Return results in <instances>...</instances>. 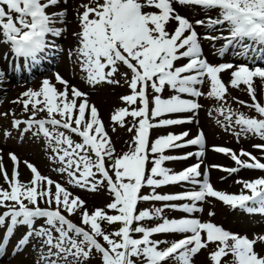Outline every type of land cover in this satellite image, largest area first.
I'll return each instance as SVG.
<instances>
[{"label": "snow or ice", "instance_id": "obj_1", "mask_svg": "<svg viewBox=\"0 0 264 264\" xmlns=\"http://www.w3.org/2000/svg\"><path fill=\"white\" fill-rule=\"evenodd\" d=\"M67 4L68 0H0V46H10L18 59L38 63L47 50L57 47L49 37L62 35V27L57 25L67 23ZM79 7L83 8L76 12L79 31L73 34L77 47L68 55L75 56L74 63L92 90L103 85L127 86L129 93L119 98L125 106L110 114V123L113 132L117 127L126 128L133 136L127 151L117 154L89 93L59 73L55 81L62 88L44 79L38 89L29 88L13 100L27 118L0 113L4 119L12 117L9 129L0 128V138L40 141L51 153L48 158L55 165L51 171L64 182L42 174L14 151L7 153L12 163L9 175L0 148V176L7 185H0V208L4 209L0 227L10 221L0 243V257L14 229L25 226L27 231L16 245L19 251L13 255L23 254L32 240H38L41 250L33 264H195L194 258L202 251L208 252L209 264H264V235L249 239L194 215L203 212L198 204L214 202L232 210L264 214V176L238 181L240 194L221 192L210 183L207 169L201 172L206 149L202 130L191 139L187 131L151 139L152 129L193 123L203 107L199 98L206 97L219 105L208 115L224 131L238 141L241 137L262 141L252 145L260 151L259 158L244 149L237 154L213 146L212 151L235 164L221 170L229 174L244 169L264 172V104L254 87L257 78L264 86V68L209 63L202 39L215 41L218 37L196 30L226 29L229 35L219 37L227 41L224 48L237 46L241 55L259 52L264 60V0H88ZM180 9L202 11L207 19L190 20ZM212 12L215 17L208 15ZM223 73L230 76L228 84ZM3 79L0 73V81ZM205 84L207 92L201 87ZM229 87L247 93L251 103H237L254 115L227 105ZM213 111L216 117H212ZM171 116L177 118H166ZM191 146L200 150L181 157L165 155L168 150ZM193 155L199 162L183 171L164 167L166 161L187 160ZM21 164L30 172L27 182L20 179ZM183 183L198 190L168 195L156 192ZM70 187L89 193L106 189L110 202L89 211L87 202ZM144 187L152 193L143 195ZM149 201L163 202V207L139 208L141 202ZM165 210L182 215L168 218ZM215 215L214 210L208 212L209 217ZM72 217H78L79 224ZM38 220L43 224L36 228ZM154 220L158 221L155 226H147ZM159 236L165 238H155Z\"/></svg>", "mask_w": 264, "mask_h": 264}, {"label": "rangeland", "instance_id": "obj_2", "mask_svg": "<svg viewBox=\"0 0 264 264\" xmlns=\"http://www.w3.org/2000/svg\"><path fill=\"white\" fill-rule=\"evenodd\" d=\"M71 3H72V11H71L70 4L66 5V8H68L67 9L66 20L67 19H71V20L77 19V16H76L77 10H79L80 12H83V8H80L79 5L82 4V3H88V0H72ZM62 7H65V6L62 5ZM215 15H216V13L213 12L212 16L215 17ZM61 27H62V35L61 36H63V35H66L67 36V34H68V32H67L68 31V27L65 24L64 25H61ZM207 34L208 35H213L214 34L213 36H217L219 38V37H222V35H228V32H227L226 29L225 30H221V29L218 28L215 32H208ZM220 39H221V42L217 45L218 46V50L223 49L224 48V45L226 44L225 40H222V38H220ZM222 41H223V43H222ZM59 42H61V39H60ZM60 47H62V46H60ZM234 52L235 53H238V51L236 49H234ZM68 53H69V51L65 50V52H64V54L62 56H65V58L67 60H70L71 59L73 61L74 58L69 57L67 55ZM248 55L251 56L253 54H252V52H250V53H248ZM4 58H3L4 60H2L0 62V65L3 64V66L4 65L7 66L8 60H7L6 57H4ZM222 61H224V59H222L221 62ZM57 63L58 62H55L54 64H57ZM229 63H232L234 65H237V64L239 65L240 64L239 62H237L235 60H232V62H229ZM53 72L54 73L59 72L60 75H62L66 79L68 78L62 72L60 73L59 67H56V69H55V67L52 68V70L49 72L50 74L48 73V75L51 76L53 74ZM226 76L229 77V74L227 73ZM117 78L119 79V77H117ZM69 82H70V84H74L75 86H77L78 88H80L81 91H84L83 86H82V84L80 82L79 83L78 82H75L76 84L74 82L70 81V80H69ZM121 83L123 85V81ZM106 86H108V85H106ZM113 87L114 88H124V90H120V91L117 92V94H119L118 95L119 98H120V96L127 94L126 91L128 90V88H127L126 85H124V86H113ZM242 87H244V86H242ZM254 87L256 88L257 99L262 104H264V86H262L261 81L258 78L254 82ZM99 89H100V87H98L96 89V91L99 90ZM237 90H239V89H237ZM237 90H236V94L235 95H231L232 97L227 96L226 99H227V101L229 103H231L230 107L234 111L242 112V109H248V108H246L244 106H241L240 104L236 103V101H245L247 103H251V99H250V97L247 95V93L245 91H241V90L237 91ZM15 95H16V91H15ZM16 97H19V96L16 95ZM247 98H249V99H247ZM200 99L201 98H199V102L203 105V107L199 110V113H198V116H197V119L199 120V124H200L199 127H201V130L203 132H206L205 131V128H204V126H205L204 121H205L214 130H216V134H212L211 138L207 140L208 146L209 145H213V146H222L223 145L224 147H228V148L234 150L235 152H237V154L240 151V149H243L244 148L245 151L251 152L254 156H255V154H257L256 156H258V158H259V155L261 156L259 150L254 149L252 147V145L253 144H256V143H261L262 141H260L258 138H254V137H249V138L241 137L239 139V141H238L237 138H235L236 136L233 135L231 132L223 131L224 129L217 125V123L215 122V119L214 118H209L208 117L209 116L208 115V112L209 111L213 110L216 107H219V105L217 104V102L211 101V100L207 99L206 97H204V99H202V100H200ZM237 106H238V108H237ZM10 112L11 113L14 112L16 115H19L16 118H19V119H22V120L27 118L26 115L23 113L22 107L20 105L14 104V107L11 109ZM112 112H110L109 114H107L106 115V118H105V116H102V115L101 116H102V118L104 117L103 118V121L108 122V124L106 125V127H107V130H108V134L111 137V140H112V142H113V144L115 146L116 153L117 154H121L124 151H127V149H128V142L131 141L132 136H133V133L128 132L126 128H120V127H117L116 131L113 132L112 131V126H111V123H110V114ZM244 114L245 115H254V113L251 114L249 112L248 113H244ZM216 115L217 114L213 111L212 112V117H214V116L216 117ZM37 118H39V116ZM11 119H12V117H9L7 119V121H6V123H7L6 126L8 127V129L10 128V120ZM220 119H223V117H220ZM213 124H214L215 127L213 126ZM3 128H5V127H3ZM189 129H190V131L191 130L193 131V125L190 126ZM177 130L179 131L180 129H176L174 131H177ZM16 135L17 134L15 133V131H13V136L15 137ZM13 139L15 140L16 138H13ZM31 141H32V138L30 137L27 140H24V142H23V144H25V149L27 150V152H25L24 150H18L17 151L12 146H9L7 148H4L3 145H1V144H0V148L3 149V153L5 155L9 151H14L20 157V159L22 158L24 160H28L31 163L35 164L37 166V168L39 169V171L42 174H44L46 176H51V178L53 180H57V181L63 183L64 181L61 179V177L57 173L51 171V169L55 165H53L52 162L48 158L51 155L50 151L46 148V146H42L40 141H37L36 143H32ZM2 144H5V143H2ZM217 159H218V156L217 157L216 156H212V158L209 157V156H207L206 159H205V161H203V163L204 162L205 163L202 164L201 167L207 166V168H208V165L211 166V165L214 164V162L215 163L220 162ZM262 161H264V160L262 159L261 162ZM196 162H199V160H196ZM168 163H172V162H168ZM189 163H191V161H183L178 166H176V164H175V168L171 169V171H173V172L183 171L187 167L186 165L189 164ZM149 165H150V163H149ZM23 171H25V170L23 169ZM241 171H244L246 174H248V176L251 177L250 180H252V179L254 180L256 178H260L261 176H264V172H261V171H258V170H251V172H250V170L244 169V170H241ZM213 173H215V172H213ZM213 173H212V175H213ZM27 176L28 175L26 174V177ZM27 178H29L28 180H30V177L29 176ZM235 179H236V177L235 178H230L231 182L234 181V186L233 187H230V188H227V189H223V190L217 188L218 191H221V192L224 191L225 193H228V194H240L241 191H242V184L241 185L237 184L235 182ZM0 180H2V177L1 176H0ZM27 181H25V182H27ZM6 187H7V185H6ZM69 190L72 191V192H74L75 195L80 196L81 198H83L87 202V207H88L89 211H91L93 208H103L107 203L110 202V196L107 193V190L106 189H102L98 193H89V192H86V191H83V190L74 189V188H71V187L69 188ZM170 190L173 192V194H175V192H176L175 191V188H170ZM170 190L165 189V190H162V191H159V192L160 193L167 194V192L168 193L171 192ZM186 190L187 191H191L190 184H187L186 187L183 188V190L182 189L177 190V192H179V193L184 192V191L186 192ZM151 192H152V189H151ZM245 194H247V193H245ZM143 195H148V194L143 193ZM95 198H97V199H95ZM94 200H96L95 203H94ZM182 203H188V202L187 201H184ZM41 206L43 207V205H41ZM158 206H163V205H159L158 203L156 204V202H152V201H149V202H141L139 204V208L140 209H151L153 207H158ZM198 206L203 208V212H200V214L199 213H196L194 215L196 217H198V218L201 217L200 218L201 220H209V219H211L212 222H214L215 224L223 227L225 230H227L229 232H232V233H237V234H239L241 236H247L249 239H253V238L257 237V236L264 235V214L247 213V212L241 211L239 209H237V211L231 210V208H229L227 206H224L220 202H214L213 205H209L207 203L206 204L205 203L204 204H198ZM210 210H214L215 211L216 215L214 217H209L208 216V212ZM0 212H2V208H0ZM221 212L226 213L227 215H229L231 218H234V219H232L231 222L229 220H223L220 217V215H219ZM175 214L177 215V218H180L181 215H182L179 212L173 211V215H175ZM244 215H246V216H244ZM71 219H73V222H75L77 224L80 222L78 217H72ZM237 220H243V222L241 221L242 222L241 223L242 225H240V224L234 225V223H236ZM250 222L251 223H258V226L259 227L255 226V228H252L251 230H249L248 228H246V227L243 226V225H246V224H248ZM156 223H157V221L154 220L153 223L150 222L147 226H155ZM42 224H43V221L42 220H38L36 222L35 227L36 228H39ZM26 231H27V228L25 227V229L23 231H21L22 233H20L18 235L12 234V237L15 236L12 239V241H15L18 237L19 238H22L23 235L26 233ZM172 238H170V239H172ZM32 241H34V247L30 243L27 246L28 251L26 250V251L23 252V254H16L15 255V257L16 258L18 257V259L15 260L14 262H17V264H33V259L36 258L39 255V252H40L41 249L38 247V244H39V241L38 240H32ZM210 250H212L211 247H210ZM257 251H260V248L259 247H257ZM31 253H32V255L35 254V256L28 257ZM261 254L264 255V252H261ZM207 256H208V252L202 251L200 254H198L194 258L195 259V264H209V261L207 259ZM229 259H230V257H229ZM222 264H223V262H222Z\"/></svg>", "mask_w": 264, "mask_h": 264}, {"label": "bare ground", "instance_id": "obj_3", "mask_svg": "<svg viewBox=\"0 0 264 264\" xmlns=\"http://www.w3.org/2000/svg\"><path fill=\"white\" fill-rule=\"evenodd\" d=\"M68 9V8H67ZM180 14L181 15H184V16H187L190 20H193L194 19H201V18H205V14L204 12L202 11H199V10H185V9H180ZM72 17V16H71ZM75 17V16H74ZM197 17V18H196ZM67 27H68V34L67 36H62L61 37V41H62V47L63 49L67 50V51H74V47L77 46V38L73 35L75 32L79 31V26H78V20L77 19H67V23H66ZM200 28L202 27H197V32L198 33H201L203 34L204 32L202 30H199ZM64 30V29H63ZM209 30V29H207ZM216 31V30H215ZM214 31V32H215ZM64 32V31H63ZM218 32V31H217ZM227 34V33H226ZM229 34V33H228ZM214 35V34H213ZM223 40V39H222ZM226 41V40H225ZM223 43V41H222ZM222 45V44H221ZM61 46V45H60ZM202 47H203V53L204 55H206L208 57V62L211 63V64H217L219 63V60L220 59H226L228 60L227 57L229 58H232L230 56H227L225 54H220V53H214L211 48H210V43L206 42V40H203L202 39ZM215 49V48H214ZM5 52V48L3 46H0V62L2 61L3 59V53ZM68 55V54H67ZM69 56V55H68ZM71 58H74V60L72 61L71 59L70 60H67L65 58V56H60L59 59L61 60L60 63L58 64V67H59V71L60 73L62 72L64 75H66L68 78L67 80H70L72 82H80L83 86V89H84V92H87L89 93V97H90V102L95 104L96 107L99 109L100 111V114L102 116H105L106 118V115L109 114L110 112L114 111L116 108H120L122 107V104L121 102L119 101V97L117 94L118 91L120 90H124V88H114L113 86H99L100 89L99 90H92L85 82L84 80V73H82L80 71V68H79V65L78 64H75L74 61H75V56H72ZM5 59V58H4ZM3 59V60H4ZM69 59V58H68ZM246 61L248 63H251V60L250 59H246ZM238 65V64H237ZM260 67L264 68V63H261L260 64ZM51 70V69H50ZM47 72H45L44 74H46ZM52 73V72H51ZM54 73V72H53ZM58 73V72H57ZM50 74V73H49ZM227 73H223V81L225 82V84L229 82V80H227V76H226ZM62 76V75H61ZM44 79H49L50 81H52V83L56 84V81H55V76H53V78H50V76L44 78ZM13 81L11 77H9L7 74L4 76V79L3 81H0V85L4 86V88L0 89V97L1 96H4L3 97V100H5L7 97H10V101H9V104L12 105V101L15 99L16 95L17 96H20V94L22 92H24L25 90L31 88V89H38L41 85V82H42V79H36L34 78L30 83H26V84H19V85H16L14 87H12V85L8 82V81ZM76 84V83H75ZM71 85H74V84H71ZM56 86L58 88H62L61 85H57ZM75 86V85H74ZM242 87V86H241ZM10 88H13V91H11ZM229 95L230 97H232L231 95H235L236 94V90L237 89H232L231 87H229ZM11 91V92H10ZM15 91H16V95H15ZM96 91V92H95ZM207 91H208V87H207ZM239 91V90H237ZM244 93V92H243ZM165 94H168L167 92ZM234 98V97H233ZM2 99V98H1ZM204 99V97H203ZM249 99V98H247ZM234 100V99H233ZM211 101H214V100H211ZM236 101V100H235ZM248 101V100H247ZM250 101V100H249ZM208 102V101H207ZM216 102V101H214ZM234 102V101H233ZM237 103V101H236ZM215 105V104H214ZM227 105L230 106L231 103H229L227 101ZM238 108V106H237ZM10 109V106L9 107H6L5 108V112H8ZM212 111V110H211ZM239 111V110H238ZM242 112L243 113H253V112H250L249 109H242ZM202 113V112H201ZM207 116V115H206ZM209 117V116H208ZM207 117V118H208ZM215 117V116H214ZM104 118V117H103ZM210 118V117H209ZM1 119L4 121V123L6 122V119L2 118ZM201 119V118H200ZM207 120V119H206ZM214 120V119H213ZM212 120V121H213ZM196 121V119H195ZM107 124V122H106ZM204 128H205V133H206V137H207V140L211 138L212 134H216V130H214L210 125H208L205 121H204ZM5 125V124H4ZM3 125V126H4ZM214 126V124H213ZM215 127V126H214ZM2 128V127H0ZM6 128V127H5ZM3 128V129H5ZM201 128V127H200ZM170 130H173L172 127H169V128H163V129H153V132L151 133V139L155 140L157 137L159 136H162V135H165V134H168V131ZM163 131V132H162ZM224 131V130H223ZM198 133V132H197ZM196 133V135H197ZM161 134V135H160ZM227 134V133H226ZM231 136V135H230ZM14 137V136H13ZM30 138V137H29ZM236 138V137H235ZM218 140V139H217ZM235 141V140H234ZM24 141H21L19 139H3V138H0V144L3 145L4 148H7L9 146H12L14 147L17 151L18 150H24L25 152H27V150L25 149V144H23ZM238 142V141H237ZM2 143H5V144H2ZM208 145V144H207ZM27 148V147H26ZM195 149L196 146H194ZM233 148V147H232ZM238 148V147H237ZM244 149V148H243ZM250 150V149H249ZM32 152V151H31ZM260 152V151H259ZM166 154H168L167 152H165ZM191 153H195L194 151H192ZM256 153V152H255ZM165 154V155H166ZM239 154V152H238ZM259 154V153H258ZM261 154V153H260ZM257 154H255L256 156ZM206 156H209L212 158V156H218V161L220 162H217L214 164H218V165H222L224 164L225 166L224 167H227L226 165L229 164L228 162H231L230 163V167H234L235 164L233 161H231L230 159H227L226 156L224 155H215L214 153H212L210 150H208V148L205 149V155L202 157L205 158ZM32 157V156H31ZM258 157V156H257ZM259 157H261L259 155ZM22 159V158H21ZM150 161L151 159H153V157H149ZM215 159V158H214ZM264 160V159H263ZM223 161V162H221ZM264 162V161H262ZM4 164L7 166L8 165V162L5 158V154H4ZM211 164V163H210ZM179 165V164H178ZM176 165V166H178ZM184 165V164H183ZM209 166V165H208ZM149 169L151 168V163L150 165L148 166ZM164 167L168 168V169H173L175 168V163H168V162H165L164 164ZM25 171H23L22 169H20V179L21 181H27L29 178L26 177V174L24 173ZM251 172V170H250ZM8 173H9V169H8ZM28 175V174H27ZM230 176H235L236 179H235V182L237 183L238 181H249L251 179V177L248 176V174H246L244 171H241V172H238V173H234V174H231ZM253 180V179H252ZM211 181L212 183L214 184L215 188H219V189H227V188H230V187H233L234 186V183L231 182L229 176H226L225 174L223 175H215V173H213V175L211 176ZM239 185H241V183H237ZM0 185H2L3 187L6 188V184L4 183V181H1L0 180ZM191 186V185H190ZM170 188H173V185H167V186H163L159 189H156V192L158 194H161L159 191H162V190H165V189H168L170 190ZM192 188V187H191ZM187 189V188H186ZM232 189V188H231ZM183 190V189H182ZM185 190V189H184ZM190 190V189H189ZM171 191V190H170ZM187 191V190H186ZM185 192V191H184ZM224 192V191H223ZM168 193V192H167ZM97 199V198H95ZM96 200H94V203H95ZM158 202H156L157 204ZM159 205H163V203H158ZM206 204V203H205ZM158 207H163V206H158ZM199 207V206H198ZM206 208V207H205ZM232 210V209H231ZM237 211V210H235ZM200 214V213H199ZM165 216H167L168 218H177V215H173V211L172 210H165V213H164ZM220 217L223 219V220H229L231 222L232 219L234 218H231L229 215H227L226 213L224 212H221L220 214ZM199 216V215H198ZM201 218V217H200ZM250 220V219H249ZM243 222V220H237L236 223H234V225L236 224H240L242 225L241 223ZM158 222V221H157ZM153 223V221H152ZM244 227L248 228L249 230H251L252 228H255V226L259 227L258 226V223H248L246 225H243ZM248 226V227H247ZM25 229V226H18V230L19 231H23ZM15 237V236H14ZM12 237V238H14ZM155 238H158V239H163L165 238L164 236H159V237H155ZM168 239L172 238L171 236L167 237ZM31 245L34 247V241L31 242ZM31 247V246H30ZM31 249V248H30ZM33 249V248H32ZM26 250L28 251V248H26ZM25 250V251H26ZM36 250V249H35ZM36 252V251H35ZM29 253V252H28ZM37 253V252H36ZM24 256V255H23ZM31 256H35V254L32 255V253L28 256V257H31ZM11 257V254L10 253H7L5 255H3L2 258H0V263L3 264L7 261V259H9ZM21 257V256H20ZM18 259V257H17ZM16 259V260H17ZM19 262V261H18Z\"/></svg>", "mask_w": 264, "mask_h": 264}]
</instances>
